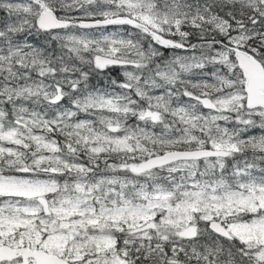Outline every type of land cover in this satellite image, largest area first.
<instances>
[{"label": "snow or ice", "instance_id": "1", "mask_svg": "<svg viewBox=\"0 0 264 264\" xmlns=\"http://www.w3.org/2000/svg\"><path fill=\"white\" fill-rule=\"evenodd\" d=\"M0 264H264V0H0Z\"/></svg>", "mask_w": 264, "mask_h": 264}]
</instances>
